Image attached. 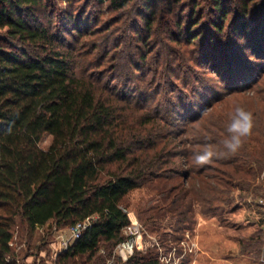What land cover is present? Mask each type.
I'll return each instance as SVG.
<instances>
[{
	"label": "trees",
	"instance_id": "1",
	"mask_svg": "<svg viewBox=\"0 0 264 264\" xmlns=\"http://www.w3.org/2000/svg\"><path fill=\"white\" fill-rule=\"evenodd\" d=\"M110 1L117 9L128 4V0ZM225 1L213 0L212 10L222 20L227 17ZM237 1L243 3L239 11L247 16V1ZM46 13L44 0H0V264L21 263L16 231L31 235L49 223L64 229L96 215L83 235L57 258L62 263L93 260L102 241L126 240L123 231L131 221L123 199L155 180L162 181L161 189L169 197L177 191L174 205L190 197L188 212H194L196 205L204 215L219 217L217 203L227 201L231 193L227 187L242 190L250 179L251 169L241 164L245 145H250L248 137L237 153L214 160L217 167L195 165L193 154L202 151L196 146L213 144L223 150L228 135L223 124L203 118L208 106L201 114L186 113L180 122L182 109L190 108L181 97L169 100L171 106L152 107V101L159 99L158 89L143 88L131 96L127 86L123 90L114 84L121 77L132 80L122 74L120 65L111 79L91 71L101 62L95 65L88 58L92 52H79L51 32L42 20ZM142 16L149 30L153 18ZM213 23L220 31L222 26ZM148 53L140 55L143 61ZM135 64L131 60L127 67ZM145 82L157 85V79ZM45 134L53 138L47 149L40 145ZM213 169L223 176L206 173ZM177 176L188 181V187L185 183L169 187ZM209 188L212 196L205 194ZM259 243L264 245L262 239ZM126 264L160 263L131 257Z\"/></svg>",
	"mask_w": 264,
	"mask_h": 264
},
{
	"label": "rangeland",
	"instance_id": "2",
	"mask_svg": "<svg viewBox=\"0 0 264 264\" xmlns=\"http://www.w3.org/2000/svg\"><path fill=\"white\" fill-rule=\"evenodd\" d=\"M44 1L47 13L42 20L51 32L79 52H92L88 55L91 62L101 63L91 71L111 79L120 65L122 74L132 80L121 77L114 84L123 90L127 86L131 96L143 88L158 89L159 99L152 101V107L157 103L171 106L169 100L176 102L181 97L190 108L182 109L177 119L180 122L186 113L201 114L204 105L208 106L203 118L225 128L236 106L252 112L250 145H245L241 161L251 170L242 190L227 187L231 192L227 201L217 203L219 217L204 215L196 205L192 206L194 212H188L190 197L174 205L177 191L169 197L161 189V180L130 191L122 205L141 228L137 233L123 231L124 242L136 241L131 251L122 252L120 243L102 241L93 260L77 258L62 263L53 257L57 231L52 223L31 235L20 229L15 237V245L21 249L20 264H126L131 257L141 262L158 260L160 264H264V245L259 243L264 241V0H246L247 16L239 11L245 7L242 2L224 0L227 17L223 20L213 12V0H199L197 5L196 0H179L177 4H171L172 0H128L122 9L110 0ZM143 14L153 18L149 30ZM214 21L222 26L220 31L214 28ZM10 41L20 47L16 40ZM147 52L143 61L140 55ZM131 60L136 64L129 69ZM151 79H157V85H152ZM52 139L45 134L41 147L47 149ZM203 148L196 146L197 150ZM206 173L223 176L215 169ZM181 183L188 187V181L180 176L172 179L169 187ZM207 191V196L214 193ZM176 206L187 217L180 215ZM62 230L67 232V228Z\"/></svg>",
	"mask_w": 264,
	"mask_h": 264
},
{
	"label": "clouds",
	"instance_id": "3",
	"mask_svg": "<svg viewBox=\"0 0 264 264\" xmlns=\"http://www.w3.org/2000/svg\"><path fill=\"white\" fill-rule=\"evenodd\" d=\"M254 116L243 107L236 106L227 126V137L222 141L223 150L213 144H207L203 150L193 154V162L197 166L211 164L216 159L226 158L237 153L247 137L252 134Z\"/></svg>",
	"mask_w": 264,
	"mask_h": 264
},
{
	"label": "built area",
	"instance_id": "4",
	"mask_svg": "<svg viewBox=\"0 0 264 264\" xmlns=\"http://www.w3.org/2000/svg\"><path fill=\"white\" fill-rule=\"evenodd\" d=\"M130 217V216H129ZM97 218L96 215L89 216L85 220L78 221L75 224L71 225L67 228L68 235L64 232L62 229H56L57 231V242L55 241L53 244L55 245V251L53 253L54 258H58V256L64 252L67 251L70 245L77 239H79L84 231L92 224V222ZM130 224L125 228L126 231L131 230V232H140L141 228L137 222H134L132 218H130ZM134 233V234H135ZM134 240H128L126 242L120 243L119 246L121 248L122 252L131 251L133 250L135 246ZM13 245V242L11 243ZM57 245V246H56ZM127 256V255H126ZM128 258V257H127ZM56 264V263H54Z\"/></svg>",
	"mask_w": 264,
	"mask_h": 264
}]
</instances>
